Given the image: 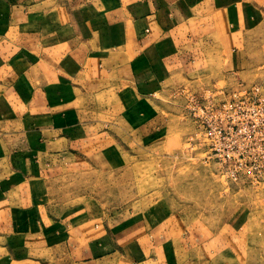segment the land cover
<instances>
[{
  "label": "crops",
  "instance_id": "crops-1",
  "mask_svg": "<svg viewBox=\"0 0 264 264\" xmlns=\"http://www.w3.org/2000/svg\"><path fill=\"white\" fill-rule=\"evenodd\" d=\"M258 48L264 0H0V264H264L245 212L194 227L161 203L112 217L43 197L141 158L160 95L248 77Z\"/></svg>",
  "mask_w": 264,
  "mask_h": 264
},
{
  "label": "rangeland",
  "instance_id": "rangeland-1",
  "mask_svg": "<svg viewBox=\"0 0 264 264\" xmlns=\"http://www.w3.org/2000/svg\"><path fill=\"white\" fill-rule=\"evenodd\" d=\"M252 59L248 77L242 73L218 79L200 76L175 84L173 91L158 97L160 115L168 124L157 133L158 143L143 142L141 158H132L126 167L110 172L91 170L48 181L50 187L43 197L64 201L78 196L102 204L99 211L112 217L161 203L167 213L184 217L194 227L200 219L214 227L230 219L231 213L245 212L248 231L257 243L264 237V159L250 161L253 175L226 176L218 160L205 157V145L198 141L194 117L187 110L189 95L206 88L250 89L257 85L264 95V48L255 49ZM257 97L262 98L260 93ZM126 147L133 146L128 143Z\"/></svg>",
  "mask_w": 264,
  "mask_h": 264
},
{
  "label": "built area",
  "instance_id": "built-area-1",
  "mask_svg": "<svg viewBox=\"0 0 264 264\" xmlns=\"http://www.w3.org/2000/svg\"><path fill=\"white\" fill-rule=\"evenodd\" d=\"M187 110L206 158L218 160L223 173L234 179L254 174L250 161L264 159V95L259 86L202 89L189 95Z\"/></svg>",
  "mask_w": 264,
  "mask_h": 264
}]
</instances>
